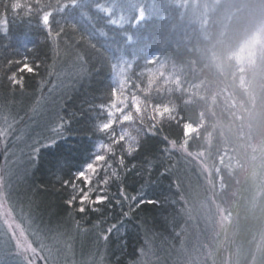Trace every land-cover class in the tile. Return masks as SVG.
<instances>
[{
  "label": "trees",
  "instance_id": "trees-1",
  "mask_svg": "<svg viewBox=\"0 0 264 264\" xmlns=\"http://www.w3.org/2000/svg\"><path fill=\"white\" fill-rule=\"evenodd\" d=\"M41 3H67L47 34ZM100 3L0 0V104L23 114L59 64L76 62L59 99V136L38 152L22 188L31 213L50 225L98 227L108 262L130 264L147 244L177 242L182 149L208 150L219 167L214 197L230 217V264H264V0L236 1L223 23L209 15L205 35L160 17L115 26ZM25 56L36 71L12 88L14 62ZM97 196L107 199L93 205Z\"/></svg>",
  "mask_w": 264,
  "mask_h": 264
},
{
  "label": "rangeland",
  "instance_id": "rangeland-1",
  "mask_svg": "<svg viewBox=\"0 0 264 264\" xmlns=\"http://www.w3.org/2000/svg\"><path fill=\"white\" fill-rule=\"evenodd\" d=\"M99 1L95 9L115 26L130 19L137 23L160 17L168 24H184L190 31L201 29L205 35L209 15L219 12L218 22H225L230 5L238 0ZM0 31L5 32L2 22ZM68 66L59 64L60 73L33 105L23 108V114L12 105L0 104V264H110L104 231L76 224L50 225L31 213L22 192L38 152L59 136L60 95L76 74V62ZM182 153L183 165L175 181L183 216L177 242L168 247L147 244L130 264H230V217L213 193L221 188L219 167L208 150L182 149ZM239 256L234 252L233 258Z\"/></svg>",
  "mask_w": 264,
  "mask_h": 264
},
{
  "label": "snow or ice",
  "instance_id": "snow-or-ice-1",
  "mask_svg": "<svg viewBox=\"0 0 264 264\" xmlns=\"http://www.w3.org/2000/svg\"><path fill=\"white\" fill-rule=\"evenodd\" d=\"M41 11H40V23L41 26L43 27L45 33H50L51 32V24H52V16L54 11H59L63 12V9L67 7V3L62 4L58 9H46V5L44 3H41ZM15 64L19 65L15 71L12 72L11 76L14 77V79L10 80L11 87L16 88L19 87L21 90L23 89L24 86V78L21 75L23 72H34L36 69L33 67L32 63L29 62V58L25 56L23 59H18L14 62ZM91 167V165H89ZM79 178L85 179L83 173H78L77 174ZM89 181L86 180V183ZM88 192H84L83 195L80 197L79 204L80 206L78 207L77 211L80 213H84L86 211V208L84 206V200L88 199ZM107 197L105 196H97L95 197L94 200L90 201L93 205H99L103 204L106 201ZM69 207L73 205V203H77L74 199L70 198L69 200L66 201ZM148 203H152V201H148ZM93 211H98L99 209L96 207L92 208ZM109 234L111 233V228L106 230ZM105 240L107 239V236L103 237Z\"/></svg>",
  "mask_w": 264,
  "mask_h": 264
}]
</instances>
